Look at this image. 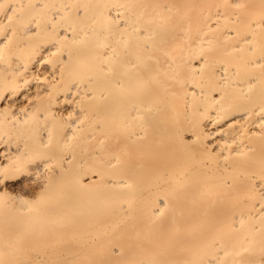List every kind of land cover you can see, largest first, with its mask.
<instances>
[{
	"label": "bare ground",
	"instance_id": "obj_1",
	"mask_svg": "<svg viewBox=\"0 0 264 264\" xmlns=\"http://www.w3.org/2000/svg\"><path fill=\"white\" fill-rule=\"evenodd\" d=\"M0 264H264V0H0Z\"/></svg>",
	"mask_w": 264,
	"mask_h": 264
},
{
	"label": "rangeland",
	"instance_id": "obj_2",
	"mask_svg": "<svg viewBox=\"0 0 264 264\" xmlns=\"http://www.w3.org/2000/svg\"><path fill=\"white\" fill-rule=\"evenodd\" d=\"M27 242H28V244L30 243V241H27ZM25 243H26V242H25ZM31 244H32V243H31ZM23 246H24V245H23ZM29 246L31 247L32 245L29 244ZM26 247L28 248V245H26ZM30 247H29V248H30Z\"/></svg>",
	"mask_w": 264,
	"mask_h": 264
}]
</instances>
